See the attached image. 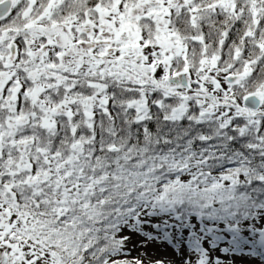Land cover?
<instances>
[{
	"label": "snow or ice",
	"instance_id": "6c2138e0",
	"mask_svg": "<svg viewBox=\"0 0 264 264\" xmlns=\"http://www.w3.org/2000/svg\"><path fill=\"white\" fill-rule=\"evenodd\" d=\"M0 264H264V0H0Z\"/></svg>",
	"mask_w": 264,
	"mask_h": 264
},
{
	"label": "rangeland",
	"instance_id": "374dc122",
	"mask_svg": "<svg viewBox=\"0 0 264 264\" xmlns=\"http://www.w3.org/2000/svg\"><path fill=\"white\" fill-rule=\"evenodd\" d=\"M147 230L151 231L152 229L149 228ZM141 239H142L141 237L133 236V241L135 242H139ZM148 248L150 251H155L158 255H168V256L172 255L171 248H167L163 244L152 243L148 245ZM136 254L137 252H133V255Z\"/></svg>",
	"mask_w": 264,
	"mask_h": 264
},
{
	"label": "trees",
	"instance_id": "16d2710c",
	"mask_svg": "<svg viewBox=\"0 0 264 264\" xmlns=\"http://www.w3.org/2000/svg\"><path fill=\"white\" fill-rule=\"evenodd\" d=\"M137 237H139V236H137ZM135 242V241H134ZM171 252H172V249H171Z\"/></svg>",
	"mask_w": 264,
	"mask_h": 264
}]
</instances>
